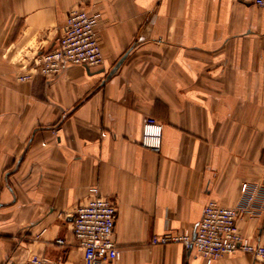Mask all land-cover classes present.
<instances>
[{
	"label": "crops",
	"instance_id": "crops-1",
	"mask_svg": "<svg viewBox=\"0 0 264 264\" xmlns=\"http://www.w3.org/2000/svg\"><path fill=\"white\" fill-rule=\"evenodd\" d=\"M78 7L95 18L103 66L31 71ZM148 118L162 126L159 153L140 144ZM263 176L264 10L234 0H0V264H85L72 215L94 188L117 204L112 264H205L155 239L195 235L208 203L236 208L243 184ZM236 228L264 240L262 193Z\"/></svg>",
	"mask_w": 264,
	"mask_h": 264
},
{
	"label": "built area",
	"instance_id": "built-area-1",
	"mask_svg": "<svg viewBox=\"0 0 264 264\" xmlns=\"http://www.w3.org/2000/svg\"><path fill=\"white\" fill-rule=\"evenodd\" d=\"M264 10V0H234ZM104 64L96 30L95 18L84 8L78 7L67 19L60 37L52 50L36 55L29 69L45 78H55L71 67L98 69ZM29 76L24 77V79ZM141 146L154 153L162 147V126L148 118L142 129ZM264 195V176L258 185L242 186V201L236 208H226L215 201L203 211L196 234L167 233L155 239L159 245L181 244L188 252L195 251L205 264H213L223 256L243 253L251 258V264H264V240L251 242L242 237L236 228L240 215L252 208L258 194ZM118 219L117 204L113 199L92 189L90 198L77 207L72 215V233L84 252L85 264H112L120 259L114 242V230ZM64 245V239L56 241ZM24 264H56L40 256H33Z\"/></svg>",
	"mask_w": 264,
	"mask_h": 264
},
{
	"label": "water",
	"instance_id": "water-1",
	"mask_svg": "<svg viewBox=\"0 0 264 264\" xmlns=\"http://www.w3.org/2000/svg\"><path fill=\"white\" fill-rule=\"evenodd\" d=\"M125 58H126V55L117 63V65L114 67V69L111 71V73L109 74V77H108V79L109 78H111L114 74H115V72L119 69V67L122 65V63L124 62V60H125Z\"/></svg>",
	"mask_w": 264,
	"mask_h": 264
}]
</instances>
